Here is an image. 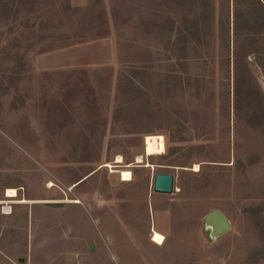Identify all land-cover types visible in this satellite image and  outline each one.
Masks as SVG:
<instances>
[{
	"label": "rangeland",
	"instance_id": "1",
	"mask_svg": "<svg viewBox=\"0 0 264 264\" xmlns=\"http://www.w3.org/2000/svg\"><path fill=\"white\" fill-rule=\"evenodd\" d=\"M233 11L0 0V264H264V38Z\"/></svg>",
	"mask_w": 264,
	"mask_h": 264
},
{
	"label": "water",
	"instance_id": "2",
	"mask_svg": "<svg viewBox=\"0 0 264 264\" xmlns=\"http://www.w3.org/2000/svg\"><path fill=\"white\" fill-rule=\"evenodd\" d=\"M174 173L168 171L155 172L152 182V187L156 191L171 192L173 190ZM218 215L220 220L224 219V216L220 211L214 210L208 214V219H214L213 216Z\"/></svg>",
	"mask_w": 264,
	"mask_h": 264
},
{
	"label": "bare ground",
	"instance_id": "3",
	"mask_svg": "<svg viewBox=\"0 0 264 264\" xmlns=\"http://www.w3.org/2000/svg\"><path fill=\"white\" fill-rule=\"evenodd\" d=\"M164 150V136L162 135H150L146 138V145H145V151L146 154H152L161 152ZM138 161L143 160L141 156H138ZM117 161H121V156H118ZM53 183H51L52 185ZM17 195V189L16 188H8L6 192V196L12 197ZM221 213V212H220ZM214 219L220 220L218 218V215L213 216Z\"/></svg>",
	"mask_w": 264,
	"mask_h": 264
},
{
	"label": "trees",
	"instance_id": "4",
	"mask_svg": "<svg viewBox=\"0 0 264 264\" xmlns=\"http://www.w3.org/2000/svg\"><path fill=\"white\" fill-rule=\"evenodd\" d=\"M233 6H234V21H233V29L234 32L237 34L238 32H244V33H262V36L264 38V20H262V27H259L257 29H252L250 24H245V27H239L238 22L239 19L237 18L238 16V11H237V6L240 4H256L260 7H262V11L264 13V0H232ZM249 55V54H248ZM247 62V61H246ZM249 64V62H247Z\"/></svg>",
	"mask_w": 264,
	"mask_h": 264
},
{
	"label": "crops",
	"instance_id": "5",
	"mask_svg": "<svg viewBox=\"0 0 264 264\" xmlns=\"http://www.w3.org/2000/svg\"><path fill=\"white\" fill-rule=\"evenodd\" d=\"M264 56V46L262 47V57ZM262 81H264V61L262 60ZM5 230L7 232V229H3V227L0 228V235L5 234ZM4 231V232H3Z\"/></svg>",
	"mask_w": 264,
	"mask_h": 264
},
{
	"label": "built area",
	"instance_id": "6",
	"mask_svg": "<svg viewBox=\"0 0 264 264\" xmlns=\"http://www.w3.org/2000/svg\"><path fill=\"white\" fill-rule=\"evenodd\" d=\"M5 204H3V207H2V211H6L5 208H4ZM7 206V205H6ZM10 209V208H9ZM7 212V211H6ZM32 264H36V263H32Z\"/></svg>",
	"mask_w": 264,
	"mask_h": 264
}]
</instances>
